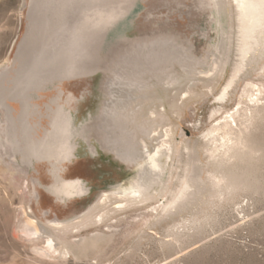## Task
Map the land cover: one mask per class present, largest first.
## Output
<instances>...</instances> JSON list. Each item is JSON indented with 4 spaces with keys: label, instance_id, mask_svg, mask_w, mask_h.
<instances>
[{
    "label": "rangeland",
    "instance_id": "rangeland-1",
    "mask_svg": "<svg viewBox=\"0 0 264 264\" xmlns=\"http://www.w3.org/2000/svg\"><path fill=\"white\" fill-rule=\"evenodd\" d=\"M260 17L239 0H0V264H264ZM170 63L164 90L147 72ZM70 78L101 82L99 102L66 105L86 91H61ZM60 140L62 163L93 145L121 179L44 200L34 162L58 163ZM54 189L88 192L79 178Z\"/></svg>",
    "mask_w": 264,
    "mask_h": 264
},
{
    "label": "crops",
    "instance_id": "crops-1",
    "mask_svg": "<svg viewBox=\"0 0 264 264\" xmlns=\"http://www.w3.org/2000/svg\"><path fill=\"white\" fill-rule=\"evenodd\" d=\"M70 84L66 87L58 86V88L63 89L67 88L68 86L73 87L74 89L82 88L85 86V96L82 99L76 98L74 92L67 97L65 101L66 105H70L71 102H76L75 104L84 105L85 103H98L99 98V91H101V87L103 86L101 82L99 86L97 84L92 83L95 79H68L67 80ZM92 81V82H91ZM98 89V90H97ZM76 99V100H75ZM78 99V100H77ZM79 102V103H78ZM69 113L76 111H82L80 107L78 109L73 108H65L62 109ZM54 112V111H53ZM51 119V116H49ZM51 123L53 124V118L51 119ZM52 126V125H51ZM107 157V158H105ZM122 160V159H121ZM54 162V164H53ZM35 165L37 166L40 174H37L36 170L33 166V176L34 181L40 190L41 195L44 198L43 189L48 192L49 194L53 195L56 201H61L63 203H67L69 199L75 197H82L85 195H89L91 192L100 189L103 187L112 186L115 182H117L122 177V165L116 163L115 157L106 156V153L102 150H99L97 147L93 145H82V144H75L74 154L70 159H67L63 163H57L56 160H35ZM53 166L56 168L53 169ZM75 174L73 178H70L71 174ZM42 178V182L39 181V177ZM81 179L84 182L85 187L88 188V192L82 195H74V196H67L59 194L55 191L54 187H58L62 185L66 180H73V179ZM46 179L49 182H46ZM38 197V194H37ZM37 200V198H36ZM45 200V198H44Z\"/></svg>",
    "mask_w": 264,
    "mask_h": 264
},
{
    "label": "bare ground",
    "instance_id": "bare-ground-1",
    "mask_svg": "<svg viewBox=\"0 0 264 264\" xmlns=\"http://www.w3.org/2000/svg\"><path fill=\"white\" fill-rule=\"evenodd\" d=\"M239 5L242 9V12L244 13V15H254L256 18H261L260 16L264 14V0H239ZM134 6V5H133ZM133 8V7H132ZM94 24V23H93ZM98 24V23H97ZM97 24L94 25V27H97ZM91 25H88V24H85V27H89ZM84 27V28H85ZM174 49V48H173ZM175 50V49H174ZM173 51V50H172ZM178 53V51H176ZM139 58L137 57L135 60H131L130 63H129V66H135L139 61ZM172 63L168 64L169 67L166 68V69H162V70H158V68H155V70H153L151 73L147 72L149 75L151 74V76L153 75L155 77V80H154V83L155 82H159L158 84L160 85V88L164 89V90H169L173 87H175L177 84H178V79H179V76H178V73L174 72L175 68L173 65H171ZM164 65V64H163ZM167 67V66H166ZM67 72V71H66ZM146 73V72H145ZM191 73V72H190ZM194 73V72H193ZM166 78H168V81H165L163 82V78L164 76H166ZM151 82V81H150ZM207 83V82H206ZM153 85V84H152ZM65 86L67 85H63L62 87L64 88ZM154 87V86H153ZM156 89V88H155ZM140 90V89H139ZM181 90V89H180ZM207 90V89H206ZM153 91V90H152ZM142 92V91H141ZM160 92L158 91H155L153 94L150 93V96H153V97H156V98H160L161 99V95L159 94ZM169 93V92H168ZM167 93V94H168ZM190 94V93H189ZM149 95V94H148ZM179 97H180V94H178ZM176 95H170V98L171 100L173 101L174 105H176L175 107H177V105L179 104V102L176 100L177 98H175ZM227 96V91L223 92L222 94V97H226ZM159 99V100H160ZM155 100V99H154ZM182 102H183V99H181ZM171 102V101H170ZM181 103V102H180ZM156 104V103H155ZM161 105V104H160ZM142 107V106H141ZM172 106V108H175ZM156 108V107H155ZM164 104H162V108L160 110V114L162 116H165V111L164 110ZM170 109V108H169ZM138 111H141V108L138 109ZM156 111H157V108H156ZM174 111V110H173ZM176 111V110H175ZM150 112V111H149ZM150 115V114H149ZM154 115V113H153ZM158 115V114H157ZM168 115V114H167ZM159 116V115H158ZM146 118V117H145ZM161 122H164V121H161ZM150 126V125H149ZM158 126L154 127L152 130L149 128L147 132H145V136H147L148 138L150 139H154L155 138V135H156V131L158 130L157 128ZM164 127V126H163ZM174 128V127H173ZM67 129H69V127H67ZM167 129V128H166ZM139 130V129H138ZM165 130V129H164ZM65 133V130H60V133L58 134L59 136L58 139H62L63 136L62 134ZM165 133V132H164ZM173 132H171L172 134ZM167 134V137L169 138V132H166ZM161 139V138H160ZM58 142L57 144V150L55 151V156L53 155L54 158L57 157V160H58V163H62V160L64 158V152H68V149L69 147L65 146V141L63 140H60V141H56ZM168 140H163L162 141V144H167ZM161 143V142H159ZM160 149V148H159ZM65 150V151H64ZM142 152L145 153V154H148L150 156V159L152 160L153 164L155 165L157 163V158H155V155L158 153V151H156L154 154L151 152V149H150V144L148 141H146L145 139H142ZM153 165V166H154ZM159 166V165H158ZM152 167V166H151ZM4 169V168H3ZM157 169V168H156ZM155 169V170H156ZM157 171V170H156ZM160 172V171H159ZM22 178V177H21ZM25 185V184H24ZM148 188V187H147ZM144 190V189H143ZM126 190L124 191L123 190V193H125ZM129 192V193H128ZM140 192L139 194H142V189L140 190H131V191H127V194H119L121 197H125L126 199H130L134 196H136V193ZM145 192V191H144ZM146 193V192H145ZM142 196V195H141ZM140 196V197H141ZM149 196V195H148ZM109 196H105V199L104 201H106V199H108ZM119 197V196H118ZM144 197V196H143ZM141 197V198H143ZM110 198V197H109ZM112 198V197H111ZM103 201V200H101ZM123 201V200H122ZM125 202V201H124ZM127 202H130V201H127ZM129 204V203H128ZM98 208V207H97ZM96 209V208H95ZM84 220L85 219H89V216H84L83 218ZM34 237V236H33ZM32 237V238H33ZM31 238V239H32ZM35 240V239H34Z\"/></svg>",
    "mask_w": 264,
    "mask_h": 264
}]
</instances>
